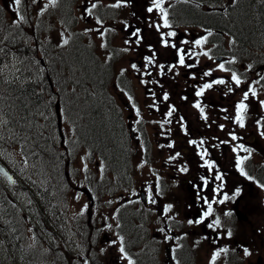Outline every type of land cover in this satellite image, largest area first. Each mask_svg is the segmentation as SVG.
I'll return each mask as SVG.
<instances>
[{
  "label": "rangeland",
  "instance_id": "1",
  "mask_svg": "<svg viewBox=\"0 0 264 264\" xmlns=\"http://www.w3.org/2000/svg\"><path fill=\"white\" fill-rule=\"evenodd\" d=\"M155 1L0 0L3 9L0 78L3 75L10 79L11 85L16 82L24 84L35 77L43 82V73L55 68L58 81L51 82V90H43V101L36 100L37 109H30V112L38 114L43 121V116H47L51 109L55 110L58 101L61 103L59 125L54 119L50 122L58 125L50 140V144L54 141L58 147L52 158H37L39 162H36L27 155L30 161L25 163L17 146L13 147V156L5 155L6 162L15 166L12 168L19 185L8 186L0 180V239H19L22 247L38 249L35 250L37 255L32 257L25 258L22 254L19 264H24L22 261L26 264H133V260L135 264H264V217L256 212L257 206L264 208V187L247 179L246 175H235L236 170L240 171L231 164L236 154L234 149L223 145L215 155L220 158L226 179L219 187L228 189V198L219 202L218 195L211 198L205 195L206 202L203 203L199 194L201 181L213 171L206 170L205 166L201 168L203 157L196 152L192 154V147L185 153L179 152L188 137L177 125L168 122V105L154 103L155 90L149 82L151 78L157 80L159 92L169 93L174 109L182 112V106L187 103L179 102L183 95L178 92L189 93L191 83L199 76L189 77L188 65L178 63L175 55L173 65L168 62L174 44L167 41L169 38L174 40L177 33L188 38L185 43L190 45L187 56L190 65L209 62L222 75L229 71L222 65L219 67L217 56L210 55V46L203 39L191 40L199 36V27H168L160 19L161 14L155 13ZM187 1L205 11L216 10L214 6L223 11L233 0H217L218 5L212 0ZM253 1L252 6H255L259 0ZM175 2L166 0V7ZM246 2H240L233 14L245 8ZM230 14L231 9L221 17L225 21L229 19L232 25L241 24L238 17L233 18ZM71 34L72 38L87 41L94 54L105 62L96 58L100 65L111 63L113 77L102 87L107 97L101 96V88L99 92L95 87L92 89L85 79L73 81L77 85L70 81L72 73L58 55L67 48ZM136 36L139 38L134 40ZM219 37L221 45L226 47L223 50L227 51V58L232 53L236 56V59L228 58L226 61L230 62L226 65L236 68L244 76L242 84L235 85L233 94H228L231 91L226 84L210 90L206 96L210 109L208 118L198 114L192 105L183 110L189 111L194 130L202 128L201 133L209 141L219 137L229 141L221 129L216 131L206 126L211 125L208 119L226 114L224 109L231 108L234 99H243V91H246L249 106L252 109L257 107L256 117H252L256 122L239 132V138L247 139L243 140L246 146L236 149L251 155L255 164L257 161L264 164V84L256 81L257 67L264 65V43L246 44L226 31H222ZM25 63L29 69L24 67ZM121 73L126 75L121 80L123 88L117 82ZM127 87L132 90L133 99ZM2 92L1 86L0 94ZM3 96L0 95L2 100ZM45 98L53 101L51 109H48ZM93 104L101 106L100 111L108 125L115 122L111 107L114 105L118 111L120 124L117 122V129L123 126L126 135V141H123L129 147L121 138L115 145L118 150L122 147L130 152L127 155L129 165L125 169L123 166L126 165H116L106 159L105 167L100 160L104 156L101 149L89 150L88 144L78 135L81 105L92 107ZM4 118L0 114V127ZM92 123L96 122L92 120ZM7 124L9 131L3 136L10 146L12 136L18 134L16 130L12 134L14 126L11 122ZM231 125L228 124L226 129ZM108 129L115 138L114 127ZM143 131L145 139L140 140ZM169 138L174 139V145L169 144ZM0 139L3 140L1 136ZM195 140L192 138L190 142ZM2 149L0 145L1 152ZM6 153H9L7 149ZM197 170L199 177L195 175ZM256 173L261 175L262 168L258 167ZM236 183L243 188L238 195H235ZM82 188L92 192L93 208L91 197ZM141 188L148 190L147 203L143 200L141 191L144 189ZM235 203L240 211L239 218L231 211ZM49 204L52 207L47 209ZM38 209L45 210L47 220L39 219ZM201 209L206 216L204 224V220L198 218ZM34 223L39 224L40 235H36ZM242 236L246 239H237ZM42 239L46 243H42ZM218 239H221V245L217 244ZM12 256V252L4 256L0 251V264H16Z\"/></svg>",
  "mask_w": 264,
  "mask_h": 264
},
{
  "label": "trees",
  "instance_id": "2",
  "mask_svg": "<svg viewBox=\"0 0 264 264\" xmlns=\"http://www.w3.org/2000/svg\"><path fill=\"white\" fill-rule=\"evenodd\" d=\"M243 1H247L245 3V8L242 7V9L237 10L235 14L233 13L236 8H233L232 13L230 14L233 18L235 16L236 18L238 17L241 20V24L236 20L237 23L235 25H232L229 19L225 21L224 17H221L222 15H224L222 13L212 14L203 12L192 4H188L187 6V3H177L172 10V16H175L176 18L178 17L177 19L181 21L182 24L188 22L196 25L203 24V26L221 28V30L226 29L228 33L234 35L239 41H244V43L246 44L254 42L258 44L259 42L264 41V9L257 3L255 6H252L254 2L253 0ZM182 6L184 7L182 8ZM243 10L244 12L242 13ZM2 20L3 14L0 6V24L3 22ZM58 57L62 61L64 66L69 70V72L72 73V78L70 80L72 81V84L77 85V83H74L73 81H83L85 79V83L89 84L92 89L93 87H95L96 91L99 92V88H101V96H103L104 98L105 96L107 97L108 94L107 92L102 91V87H104L108 80H111L113 77L114 73H112L111 63L107 62V64L103 66L100 65L97 59L101 63L105 62H102L94 54L93 50L88 46V43L84 42V40H77L76 38H72L69 41L65 51L62 50L61 54L58 55ZM109 61H111V59H109ZM24 67H28L27 69H29V65L26 63ZM57 74L58 73L55 68H50L49 70H46L45 73H43V82L40 80L41 78L38 79V77H35V79L25 81L24 84H18L16 82L14 83V85H11L9 83L11 81L10 79H6L3 75H1L0 87L2 86L3 92L0 95L4 96L3 100L0 98V104L2 103V101H4V103L3 105H0V114H2L5 118L2 126L0 127V136L3 139H0V145H2V150H5L7 148L6 137H4L3 134L9 131L10 126L7 124V122H11L14 128H16L18 136H12L10 146L18 147L19 154L21 155L25 163H28L30 161L27 160V155H31L33 161L35 160L36 162H39V158L40 160H42L43 158H52L54 156V151L56 152V150L58 149L54 141H52V144H50V140H52L54 132L57 131V124H50L53 119L57 121L56 111L54 109H51L53 101L50 102L45 98V102L48 104V109L50 108L51 110L49 113H47V116H43V121H41L38 114L32 115V113L30 112V109H37L36 100L43 101V90L45 88L50 90L52 89L50 84L51 82H54L55 79H58ZM122 74L123 73H121L120 75ZM18 79L19 77L15 80ZM70 83L71 82H69V84ZM60 85L62 87V84ZM7 89L11 91L8 92ZM62 99L65 100L63 95ZM81 107L82 118L80 119V125L82 127L79 126V128L77 129L79 137L84 139L82 140L88 144L87 147L89 149L93 151H99L97 149H101L104 155L102 157L104 159L108 160L110 163H115L116 165H126L123 166V168L125 169L129 165L127 163V155L130 152L128 148L124 150V148L121 147L118 150L117 146L115 145L116 140L120 142L121 138V140L123 141V139L125 140L126 135L123 133V127L121 125V128L119 127L117 129V122H119L120 120L118 111L116 110L114 105L113 108L111 107V110H113L112 112L114 113L115 122L113 123L112 121V123H109V125L105 123L104 116L100 111V105L93 104L92 107H89V105H81ZM92 120H94L96 123H92ZM41 124L43 126H41ZM113 127L117 132L115 138L111 137L112 133L108 129ZM11 131L12 134L15 133V131ZM124 144L128 146L125 142ZM37 145L39 147L36 148ZM109 150L112 152H110ZM41 151H43V154L40 153ZM117 152L119 156H117ZM6 160L7 159L2 157L0 153V162L8 165ZM53 161H56V158H54ZM41 207H43L42 203ZM51 207L52 205L49 204L47 206V209ZM39 211V219L42 218L47 220L48 217L44 216L45 210L40 209ZM37 225L39 226V224ZM37 225L34 223V228L37 232L36 235H40L39 231L41 230ZM0 241L2 246H0L1 253L5 256L8 252H12V261H17L15 262L16 264H19L18 260L21 259L22 254H24L25 258L27 256L30 257V255L32 257L34 254L37 255L35 250L38 249H31L33 247H22L18 242L19 239H0ZM42 243L46 242L43 241ZM3 244H5V246H3ZM15 258L17 260H15ZM22 262L26 264L24 261Z\"/></svg>",
  "mask_w": 264,
  "mask_h": 264
},
{
  "label": "flooded vegetation",
  "instance_id": "3",
  "mask_svg": "<svg viewBox=\"0 0 264 264\" xmlns=\"http://www.w3.org/2000/svg\"><path fill=\"white\" fill-rule=\"evenodd\" d=\"M259 5L264 9V2L262 0H259L258 1ZM187 36L186 35H183L182 39H186ZM189 44L187 43H183L181 44L180 43V40H177V41H174V46L172 47V50H171V58L169 61H172L174 59V55L177 54V51L179 50V48H181V51L183 54H185L188 49H189ZM209 62L203 64V65H200L199 66V69H197L196 72H194L196 75L198 76H203L204 78H208L211 76L212 72L207 70V67L209 66ZM188 76L190 75V73H187ZM214 76L213 75V79H214ZM213 87L215 89H219L220 86L219 84H215L213 83ZM194 89V87H193ZM230 94H233V92H231ZM191 96H193V93H191ZM183 102H186L187 105H188V100L187 101H183ZM236 103H237V99H234V101L232 102V106L231 108H228V109H224V111L226 110V114H220L219 117L217 119H208V122L211 123V125H206V126H209L210 128L213 127L216 131H219L221 129L222 132H224V135L225 136H228V142L226 141H222L221 140V137H219L217 140H212V141H207V140H200V139H197L195 141H192L190 142L191 140H184L183 142V145H184V148H185V152L190 149L191 146H198L200 148V152L201 153H204L206 155V158L202 159V164H200L201 168L203 166H205V169L206 170H211L213 171V174H209L207 173V176L208 177H204L202 179V185L200 187V190L201 192L199 194H201V200L202 202L204 203L205 202V195H208V198H211L212 196H216L218 195V201L220 202L221 198L223 197V195L225 194V192H228V189L227 188H223V187H219L221 182H222V177L221 175L219 174V167H220V158L219 156L215 155L217 154V151H219V148L221 146H226L228 147L229 149H233L234 147L237 148V147H242V144H245V142H243V140H247V139H237L236 138H233L232 136V133H237V129H239V132L241 131H244L246 129H248L249 127V124L247 123V125L245 126H239L237 125V108H236ZM185 105V106H187ZM177 107V105H176ZM227 107V106H226ZM184 107H182V112L177 109L178 111H176V109H174V107L171 108V114H170V117H171V120H173L174 118L175 119H178L179 122H184V124L186 125L187 129L189 130V132L192 134V136H195V135H198L197 133H195V131H198V132H201L202 129L200 127L196 128L194 130V127L192 126V124L190 123V120H189V111L186 112L183 110ZM200 114V113H198ZM209 117V116H208ZM207 117V118H208ZM231 126H229V128L226 129V126H228V124H231ZM188 137V135H187ZM171 141V138L168 139V142ZM221 142L223 144H221ZM213 147V148H212ZM196 152L197 153V149H194L192 151V154ZM233 153L236 154V151L233 150ZM198 154V153H197ZM212 156V157H211ZM204 160V162H203ZM237 160H238V156L235 155L233 160L231 161V164L235 167L236 164H237ZM244 162L245 163H250L251 161H249L247 158H244ZM199 170L196 171L195 175L197 177H199V173H198ZM211 177V178H210ZM216 177V178H215ZM215 178V181H212V179ZM198 179V178H197ZM209 179V182L207 184H205L204 180H207ZM207 190L209 191V193H207ZM212 191L215 192V194H212ZM231 191V190H230ZM207 198V200H208ZM216 201V199H215ZM224 202V201H223ZM238 207L237 206V203H235L233 205V207ZM223 206H225L223 204ZM243 206V205H242ZM233 210V208H232ZM202 211V213H200ZM256 212L260 213L261 215V218L264 217V208H261L259 206L256 207ZM204 209H201L199 210V214H198V217L199 219H205L204 217ZM236 213V212H235ZM247 217H245L246 219ZM206 221L204 220L203 221V224L205 223ZM209 234L211 232H208ZM237 239H246L244 236L242 237H237ZM217 244L218 245H221V239H218L216 240Z\"/></svg>",
  "mask_w": 264,
  "mask_h": 264
},
{
  "label": "bare ground",
  "instance_id": "4",
  "mask_svg": "<svg viewBox=\"0 0 264 264\" xmlns=\"http://www.w3.org/2000/svg\"><path fill=\"white\" fill-rule=\"evenodd\" d=\"M12 130H16V128H13ZM38 144H40V143H38ZM7 145V144H6ZM13 147H16V146H8L7 145V150L9 151V153H6V149L5 150H2V152L0 151V153H1V156L2 157H4V158H7V157H5V155L6 154H8L9 156H13L14 155V153H13ZM7 161V160H6ZM13 167H15L14 166V164H11ZM12 166H10L11 168H12ZM0 180H1V178H0ZM2 181V180H1ZM129 223V222H128ZM125 225H128V224H125ZM129 228V227H128ZM138 232V231H137ZM140 233V232H139ZM138 235V234H137ZM141 236V235H140ZM139 236V237H140Z\"/></svg>",
  "mask_w": 264,
  "mask_h": 264
},
{
  "label": "water",
  "instance_id": "5",
  "mask_svg": "<svg viewBox=\"0 0 264 264\" xmlns=\"http://www.w3.org/2000/svg\"><path fill=\"white\" fill-rule=\"evenodd\" d=\"M0 173L6 176L9 180L13 179L12 175L2 165H0ZM85 191H87V189H85Z\"/></svg>",
  "mask_w": 264,
  "mask_h": 264
}]
</instances>
